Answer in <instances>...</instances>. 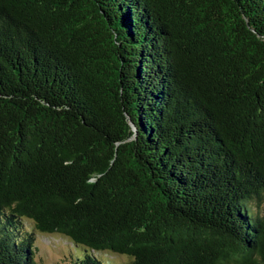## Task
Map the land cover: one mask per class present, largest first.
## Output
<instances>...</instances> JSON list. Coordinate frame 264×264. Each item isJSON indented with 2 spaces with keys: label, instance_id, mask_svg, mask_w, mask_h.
Segmentation results:
<instances>
[{
  "label": "trees",
  "instance_id": "trees-1",
  "mask_svg": "<svg viewBox=\"0 0 264 264\" xmlns=\"http://www.w3.org/2000/svg\"><path fill=\"white\" fill-rule=\"evenodd\" d=\"M38 234L264 264V0H0V264Z\"/></svg>",
  "mask_w": 264,
  "mask_h": 264
},
{
  "label": "rangeland",
  "instance_id": "rangeland-1",
  "mask_svg": "<svg viewBox=\"0 0 264 264\" xmlns=\"http://www.w3.org/2000/svg\"><path fill=\"white\" fill-rule=\"evenodd\" d=\"M34 259L37 264H68L67 257L73 255L81 257L82 251L74 248L68 241L57 235L35 236ZM106 258L110 264H128L127 257H117L107 255Z\"/></svg>",
  "mask_w": 264,
  "mask_h": 264
},
{
  "label": "water",
  "instance_id": "water-1",
  "mask_svg": "<svg viewBox=\"0 0 264 264\" xmlns=\"http://www.w3.org/2000/svg\"><path fill=\"white\" fill-rule=\"evenodd\" d=\"M245 23H246L245 25L247 27L248 32L251 33L256 40L261 42L260 37L254 32V30L249 26V24L246 21H245ZM112 31H113L112 29L111 30L109 29V33L111 35L112 43L115 47H118L119 43L117 41L116 34ZM116 58H117V55H116ZM124 116H125V123L127 126V138L125 139L124 142L132 143L134 145L136 143V135H137L136 119L133 117V115L128 116L125 114Z\"/></svg>",
  "mask_w": 264,
  "mask_h": 264
}]
</instances>
